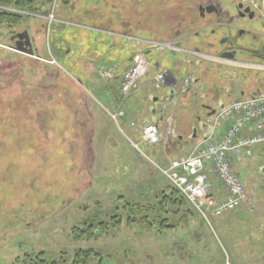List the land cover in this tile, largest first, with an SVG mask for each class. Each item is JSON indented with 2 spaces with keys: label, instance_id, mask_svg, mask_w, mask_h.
Instances as JSON below:
<instances>
[{
  "label": "rangeland",
  "instance_id": "374dc122",
  "mask_svg": "<svg viewBox=\"0 0 264 264\" xmlns=\"http://www.w3.org/2000/svg\"><path fill=\"white\" fill-rule=\"evenodd\" d=\"M82 1L45 0L48 7L54 9H49L45 15L53 13L57 20H63L71 10L80 9ZM146 1L152 6L158 3V0ZM257 2L261 6L260 0ZM189 3V0H180L179 21L193 13L196 31L201 21L192 9L189 10ZM4 10L14 12L0 6V11ZM28 13L19 24L0 23V264H13L25 253L38 251H43L47 260L63 252L70 261L73 251L79 248L101 252V257L91 264L97 261L98 264H238L236 255L241 251L243 237L248 241L246 252L263 254L264 187L261 179L264 177V154L260 153V148L252 156L234 160V168L246 193L253 198L250 205L243 203L219 216L209 214L208 220L189 202L165 205L167 211L161 217L169 224L174 223L172 228H160L158 221L150 230L138 224H126V216L131 213L128 206L124 208L125 202L156 205L161 192H169V181L156 166L166 164L167 158L160 159L139 135L137 137L126 127L133 115L126 114V120L114 116L115 108L97 97L85 82H80L67 62L59 57L56 65L61 73V87L65 86L61 92L64 95L69 89L73 95V92L87 95L94 102L92 112L99 126L96 128L90 117L86 123V116L79 115V111L69 110L64 115V110L55 108L50 90L57 89V74L43 69L42 65L34 66L33 58L14 48L8 40L9 29L29 30L33 18H29ZM232 16H225L224 22L216 26L213 36L217 43L222 42L228 31L232 34L230 37L245 48L250 45L257 48L264 43V18L258 10L254 9L252 18L235 20ZM163 17V26L174 24L175 20L167 15ZM79 22L89 24L87 19ZM147 22L148 26L149 22L156 24L151 16H147ZM239 29L242 30L240 34ZM42 30L39 37L36 34L40 40V54L43 48L47 50L53 23ZM247 30L255 35L258 44L252 43ZM158 33L168 36L169 46L180 47V43L172 39L173 29H161ZM203 34L207 35V30ZM230 37L226 40H231ZM237 56L249 65L203 63L206 71L200 81L217 89L218 99L207 100L208 95H200L196 101L188 103L187 108L191 106L193 112L205 119L208 109L203 108L204 104L216 108L219 104L264 92L263 52L260 51L256 58L244 52ZM155 74L146 75L148 84L143 90L148 88L153 92L152 97L159 99L165 88L153 87ZM69 95L62 97L64 104H70L66 99ZM82 99L86 106V96ZM126 101L122 104L124 110L128 105ZM78 104L83 105L79 101ZM171 105L169 102L167 114L171 112ZM175 122L170 123L174 128ZM161 124H168L167 119ZM196 132L200 137L201 130L197 128ZM133 143L138 144V151L132 147ZM208 179L213 191L225 193L212 172L208 173ZM114 213L121 217V223L109 227L108 232L74 239L72 227L82 226L87 218L107 220ZM148 215L150 219L155 217L153 213ZM93 221L96 224L98 220Z\"/></svg>",
  "mask_w": 264,
  "mask_h": 264
},
{
  "label": "crops",
  "instance_id": "0c3cea01",
  "mask_svg": "<svg viewBox=\"0 0 264 264\" xmlns=\"http://www.w3.org/2000/svg\"><path fill=\"white\" fill-rule=\"evenodd\" d=\"M44 1L34 0L33 6L39 7V11L38 13H28V17L33 18L28 31L31 37L30 46L34 51L29 56L33 58L34 66L42 65L43 69L45 68V70L57 74V89L50 90V98L53 100L55 108L59 111L64 110V115L69 110L79 111V115L86 116V123L89 122L88 117H90V119H93L96 128L99 126L95 119L96 116L92 112L94 102L87 95L78 94L77 92H73L75 94L73 95L69 89L66 92L64 91L66 93L64 95L61 92L65 86L62 85L61 87L60 83L62 80L61 73L56 61V58L59 57L67 62V65L77 74L80 82H85L97 97H101L107 105L115 108L114 114L121 111L122 114L117 116L123 117L124 120H126V114L133 115L126 122V127L137 137L142 124H156L163 134L165 126L161 123L167 119L168 124L173 125L174 118H176L175 128L171 126L168 141L165 143L163 140L158 145L148 147L156 155H159L162 160L187 155L196 141L207 132V127L203 129L204 119L198 116L197 112H193L194 109L191 106L187 108L188 103L196 101L200 95H205V97L208 95L207 100L218 99V90L200 81L206 71L203 63L205 61L210 62L214 66H233L234 63L240 64L238 66L249 65V62L238 59L237 54L243 53L245 46L238 45L231 38V32L228 31L220 43H217L213 36L216 26L224 22L225 16L233 14L232 17L235 20L242 18L241 15L236 13L235 3L239 0H228V2L227 0H220L223 10L227 11V14L222 17L216 18L208 14L205 18H200L196 14L198 20L201 21L196 31L193 29L195 28L193 13L189 15V18L182 17L184 20H188L186 29H182L185 26L180 20L178 31H173L174 33L171 34L174 37L172 39L180 43L178 44L180 47L159 46L166 43L169 38L162 33H158L160 31L158 28H153L154 26H163L164 6L167 10H173V13L180 18L178 15L180 0L170 5L167 4L168 6L163 0H158V3H154L153 6L147 4L146 0H83L80 9L71 10V13L63 20L59 18L53 22L54 30L47 40V50L43 48V53L40 54L38 48L40 40L37 37L43 33V30L39 24L44 22L43 29L46 28L47 24H45L42 16L38 17L37 15H44L49 9H52ZM52 10L54 11V9ZM260 14L264 18L262 11ZM147 16H151V20L155 21L156 24L149 22L151 25L148 26ZM41 18L43 21H37ZM221 18L223 19L220 20ZM81 19H87L89 24L79 22ZM205 24L207 25L204 26ZM206 30L207 35H201ZM240 30L239 34L242 33V30ZM247 31L250 35L249 32L251 31ZM227 36H231L230 38L233 41L236 52L234 57L224 52ZM165 49L170 51L166 52ZM135 57L144 59L147 67L146 72L140 77L137 90L129 98L127 97L128 100L121 101V75ZM53 60L55 62H52ZM160 70H166L167 75L166 83L160 87L165 88V90L161 93V98L158 99L152 97V91L148 88L143 90V87L148 84L145 80L146 75L158 73ZM184 79H189L190 84L185 92L180 88L184 83ZM153 87L155 86L153 85ZM115 88L116 90H114ZM142 90L143 93H140ZM139 94L141 97L138 96ZM66 95H69L66 99L67 101L69 99L70 104H64L62 101V97L65 98ZM83 96L87 98L86 106H84ZM78 101L82 102L83 105H79ZM124 101L128 104L126 110L122 108ZM169 102H172V109L170 114H167ZM203 108L212 109L207 105H203ZM197 128L201 130L200 137L196 136ZM224 128L225 125L221 124L216 135H221ZM182 149H185L186 152L183 153ZM209 172L211 171L207 169V175ZM218 193L221 194V192ZM247 242V238L243 237L241 239V251L236 255L238 264H264V253L246 252L244 248Z\"/></svg>",
  "mask_w": 264,
  "mask_h": 264
},
{
  "label": "built area",
  "instance_id": "2783aa9c",
  "mask_svg": "<svg viewBox=\"0 0 264 264\" xmlns=\"http://www.w3.org/2000/svg\"><path fill=\"white\" fill-rule=\"evenodd\" d=\"M240 1L264 13V0H260L262 7L258 5L257 0ZM46 19L48 23L55 20L53 13L47 14ZM145 72L144 59L135 57L121 76L122 100L137 90L139 79ZM166 75L167 71L155 74L153 84L164 85ZM185 87L186 82L183 90ZM116 114L121 115L122 112L118 111ZM222 123H226L225 128L223 133L217 136V129ZM206 125L207 132L196 142L189 154L169 159L166 166H156L193 208L208 220L209 214L219 216L243 203L253 202V198L246 194L232 165V158L252 156L257 148L264 154V92L222 104L212 115L207 116ZM140 134L147 145H155L161 138L159 128L154 124L141 126ZM168 134L169 127L164 132L165 140ZM208 165L225 188V196L217 197L210 192L211 184L206 173ZM262 167L264 168V160Z\"/></svg>",
  "mask_w": 264,
  "mask_h": 264
},
{
  "label": "trees",
  "instance_id": "16d2710c",
  "mask_svg": "<svg viewBox=\"0 0 264 264\" xmlns=\"http://www.w3.org/2000/svg\"><path fill=\"white\" fill-rule=\"evenodd\" d=\"M34 0H0V5L10 6L30 12L38 13L39 7L33 6ZM24 16L11 11H0V23H6L10 25L19 24ZM167 189L169 192H161L160 199L156 205L149 203L144 205L140 203L125 202L124 208L129 207L131 215L126 216V224L131 226L138 224L148 230L155 227L156 221L160 224V228L163 227H174V223H168L167 219L161 217L167 210L164 208L165 205H183L188 201L179 192V190L172 185L170 182L167 183ZM164 191V190H163ZM214 195L218 196L216 192ZM135 209V211H134ZM153 213L154 218H148V214ZM98 220L95 224V221ZM121 223V217L118 213H114L112 216L106 219H94L87 218L82 222V226L72 227V233L74 239L78 240L82 236L93 237L98 233H106L109 227H115ZM101 257V252L92 248H79L75 249L72 253L70 261L68 256L61 252L58 257L47 260L46 255L43 251L25 253L22 257L16 258L13 264H91L92 261H96L97 258ZM98 264V261H97Z\"/></svg>",
  "mask_w": 264,
  "mask_h": 264
},
{
  "label": "flooded vegetation",
  "instance_id": "af4514ba",
  "mask_svg": "<svg viewBox=\"0 0 264 264\" xmlns=\"http://www.w3.org/2000/svg\"><path fill=\"white\" fill-rule=\"evenodd\" d=\"M163 1L166 2V5L167 4L170 5V4L175 3L178 0H163ZM189 1H190L189 6H188V8H190L189 10L192 9L198 15V17H200V18H205L206 15H208V14L213 15L216 18L222 17V16L227 14V11H224L222 6L220 5V0H189ZM239 4H240V2H238V1L235 3V7H237V12L236 13H237V15H241L242 16L243 9L245 7H249V6L247 4L243 3L242 4V8H238ZM168 10L164 6V9H163L164 15H167L168 17H170V20L171 19L175 20L174 24H172V25L170 24L169 26L168 25H165V26H160L159 25V26H154L153 28H158L160 30L161 29L162 30H168V29L172 30L173 29L174 32L177 31L178 24H179V18L177 17V15H175V13H173L172 10L170 12ZM242 17L246 18V17H248V15L246 14L245 16H242ZM42 18L40 20H38V21H43ZM181 23L182 24L184 23V25L187 26L188 22H187V20H184L182 18L181 19ZM39 25H40L41 29H43L44 22H40ZM206 25L207 24H205L204 26H206ZM38 29H39V27L37 28V30ZM249 36H250V40L252 41V43H255V45L258 44V41L255 38V35L250 34ZM29 39H31V37L29 35V31H28L27 28L26 29H21V30H15V29H9L8 30V40L12 43V46L14 48L18 49V50L26 52L27 48H29V47L31 48V46H28V40ZM244 49H245V51H244ZM260 51L263 52V54H264V43L257 45V48H255L252 45H250V46H248L246 48L245 47L243 48V52L246 53L248 56H250L252 58L258 57V53ZM224 52L227 55H232L233 57L236 55L232 40L229 39V40L226 41V48L224 49ZM188 85H190V84H188ZM204 105L206 106L207 104H204ZM211 108L215 109L213 107H211ZM261 186L264 187V177L261 179Z\"/></svg>",
  "mask_w": 264,
  "mask_h": 264
},
{
  "label": "water",
  "instance_id": "95a60500",
  "mask_svg": "<svg viewBox=\"0 0 264 264\" xmlns=\"http://www.w3.org/2000/svg\"><path fill=\"white\" fill-rule=\"evenodd\" d=\"M238 8H242V3H240L238 5ZM248 15L249 18H252L254 16V11L250 10V7H245L242 11V16H245V15ZM30 39L28 40V46H30ZM27 48V47H26ZM28 54H33V49H31L30 47L27 48V51H26ZM193 135H195V133H193Z\"/></svg>",
  "mask_w": 264,
  "mask_h": 264
}]
</instances>
